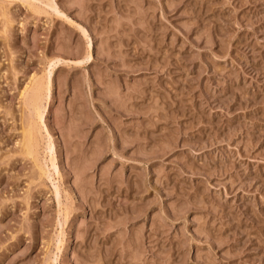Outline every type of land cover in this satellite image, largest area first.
<instances>
[{"label":"rangeland","instance_id":"rangeland-1","mask_svg":"<svg viewBox=\"0 0 264 264\" xmlns=\"http://www.w3.org/2000/svg\"><path fill=\"white\" fill-rule=\"evenodd\" d=\"M0 264H264V0H0Z\"/></svg>","mask_w":264,"mask_h":264},{"label":"bare ground","instance_id":"bare-ground-1","mask_svg":"<svg viewBox=\"0 0 264 264\" xmlns=\"http://www.w3.org/2000/svg\"><path fill=\"white\" fill-rule=\"evenodd\" d=\"M43 80L44 79H42V78L36 77L35 79L32 80L31 84L29 85V88H27V91H26L27 92L26 101H27V104L29 105L28 107H31L33 109V110L31 109L34 112L33 116H36L37 120L35 119V117L33 119H35L36 121L41 120L40 119V110H39L40 99H41V95L44 93L43 91L47 90V88H48L47 84H46L47 82L44 83ZM44 81H46V79ZM28 118H30V117H28ZM31 119L30 120L27 119L28 121H27L25 128L22 130V136L21 137L23 140L22 146H23V152L25 153L24 155L30 157V159L35 161L34 158L38 154V153L36 154V149H38V147H36V146H37V138H38L37 133L39 130L37 129L38 131H36V128H35L36 124H35L34 120L32 121ZM37 126H38V124H37ZM22 128H23V126H22ZM39 141H40V139H39ZM35 154H36V156H35ZM37 158H38V156H37ZM52 160H53V157H52ZM41 172H43V171H41ZM45 173H46V171H45Z\"/></svg>","mask_w":264,"mask_h":264}]
</instances>
